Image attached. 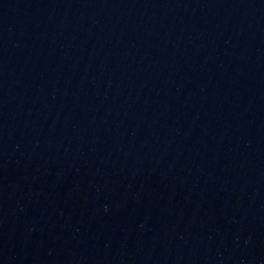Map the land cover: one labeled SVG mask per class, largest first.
<instances>
[{"label":"water","instance_id":"water-1","mask_svg":"<svg viewBox=\"0 0 264 264\" xmlns=\"http://www.w3.org/2000/svg\"><path fill=\"white\" fill-rule=\"evenodd\" d=\"M0 264H264V0H0Z\"/></svg>","mask_w":264,"mask_h":264}]
</instances>
